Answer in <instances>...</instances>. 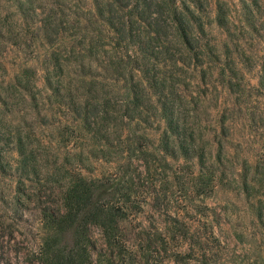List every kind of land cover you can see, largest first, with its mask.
Instances as JSON below:
<instances>
[{
	"label": "trees",
	"instance_id": "trees-1",
	"mask_svg": "<svg viewBox=\"0 0 264 264\" xmlns=\"http://www.w3.org/2000/svg\"><path fill=\"white\" fill-rule=\"evenodd\" d=\"M43 1L1 0L15 8L11 18L1 12V55L9 46L22 48L34 37L44 38L53 47L47 59L44 87L38 85L35 69L27 66L13 86L21 87L33 101L38 114L47 121L42 122L43 125L60 124L73 115L93 143L71 155L76 161L70 160L69 155H60L52 162L50 179L60 191V201L58 208L43 214L45 235L38 257L45 264H128L129 246L122 224L133 207L132 192L126 185L99 176L96 162L117 161L112 147L119 139L124 144L122 153L130 164L137 159L150 168L157 161H164L169 167L167 156L197 159L198 183L203 189H214L220 179L218 165L223 163L225 146L220 142L215 154L200 143L203 134L192 122L193 101L183 91L190 85L188 73L200 70L205 76L206 65H213L212 74L234 88V81L242 72L240 65L246 61V51L240 47V39L234 37L231 16L221 3L216 4L212 19L205 22L202 14L210 12L207 0H89L91 7L87 2L81 3L88 0H60L48 11H42ZM261 4V0H252L251 4L243 6L248 10L246 24L252 32L260 30L254 21L249 22L254 17L251 6L261 8ZM212 26L223 30L229 38L234 37L236 50L226 44V50L219 54L210 41L202 45L207 27ZM65 39L71 42L70 47L60 46ZM74 64L78 65L76 79L81 82L76 96L65 74ZM101 69L114 72L122 83V96L114 103L115 116L113 113L107 116L108 100L102 99V103L99 96L84 100L85 95L97 91L100 83L96 71ZM258 83L264 89V67ZM69 95L71 102L67 101ZM2 99L0 93V101ZM41 104L50 114L43 113ZM156 121L158 125L163 122L164 128L159 144H149L145 141L149 130H161L155 127ZM132 124L137 130H131ZM67 127L57 130V141L64 146L72 140ZM139 130L144 133L138 135ZM224 130L226 134V128ZM27 145L25 137L21 136L17 146L19 169L25 173L32 171L41 181L39 153L30 152ZM255 168L264 176V161H258ZM249 169L245 168L244 176V190L248 193L253 185ZM261 210L264 219V207ZM171 223V233L159 234L166 252L170 241L180 245L181 241L189 240L196 245L201 240L202 236L193 234L179 218ZM95 226L104 236L105 251H97L92 236ZM208 251L203 250L201 263L215 264L210 262ZM191 255L174 252L179 263L187 262Z\"/></svg>",
	"mask_w": 264,
	"mask_h": 264
},
{
	"label": "rangeland",
	"instance_id": "rangeland-1",
	"mask_svg": "<svg viewBox=\"0 0 264 264\" xmlns=\"http://www.w3.org/2000/svg\"><path fill=\"white\" fill-rule=\"evenodd\" d=\"M55 2L60 0H44L42 11H48ZM84 2L91 7L89 0L81 3ZM206 2L210 12L202 14L203 21L212 19L217 3L224 4L231 16L232 33L240 39V47L246 51V61L240 65L242 72L237 75L234 88L221 83V79L212 74L213 65H206L205 76L200 70L188 73L190 85L183 91L193 101L192 122L203 134L200 143L215 154L220 142L225 146L223 163L218 165L220 179L214 189L201 188L196 179L199 164L195 158L186 160L167 156L169 167L164 161H157L150 168L137 159L130 164L122 153L123 142L116 139L112 150L117 161H98L95 166L99 176L126 185L132 192L133 207L122 224L129 246L128 264H202L205 249L210 250L208 257L215 264H264V219L261 217L264 176L255 168L258 161H264V89L258 83L264 67V0H261V8L251 6L254 17L248 20L255 22L259 33L252 32L246 24L248 10L243 6L251 4L252 0ZM1 12L11 18L15 8L0 0V26ZM234 37L229 38L215 26L207 27L201 44L207 45L210 41L222 54L226 44L236 50ZM29 42L22 48L9 46L2 55L0 45V93L4 98L0 101V264H45L38 257L45 235L42 218L46 210L58 208L60 201V191L50 179L52 162L60 155H69L70 160L76 161L71 155L93 143L73 115L67 116L60 124L43 125L42 122L47 121L38 114L33 101L21 87L13 86L27 66L35 69L38 85L44 87L47 59L53 47L40 35ZM70 44L65 39L60 46L70 47ZM239 58L242 57L236 59ZM77 67V64L71 65L65 73L73 96L79 95ZM96 74H99L97 80L100 83L97 91L85 95L84 100L94 96H99L102 103L108 100L107 116L110 117L115 114V100L122 96V83L112 71L101 69ZM70 100L71 95L67 101ZM40 109L50 114L44 104ZM49 117L53 121V117ZM159 124L155 122L160 131L149 130L145 140L149 144H159L160 132L164 128L163 122ZM66 127L72 140L64 146L57 141V130ZM131 130H137V126L132 124ZM137 132L138 135L144 133ZM21 136L25 137L30 152L37 150L39 153L41 181L32 171L25 173L19 169L17 146ZM247 167L250 168L249 180L253 183L250 193L244 190ZM84 175L88 176L86 171ZM174 218H179L193 234L202 237L196 245L189 240L181 241L180 245L170 241L166 252L159 234L171 233L169 229L173 227ZM92 236L97 251H105V239L98 227L92 228ZM177 250L192 254V259L179 263L174 258Z\"/></svg>",
	"mask_w": 264,
	"mask_h": 264
}]
</instances>
